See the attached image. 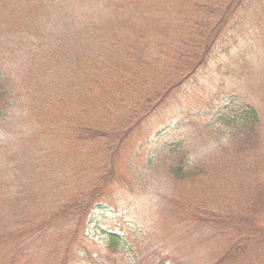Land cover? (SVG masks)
I'll use <instances>...</instances> for the list:
<instances>
[{
	"label": "trees",
	"instance_id": "16d2710c",
	"mask_svg": "<svg viewBox=\"0 0 264 264\" xmlns=\"http://www.w3.org/2000/svg\"><path fill=\"white\" fill-rule=\"evenodd\" d=\"M99 2L0 0V122L14 126L17 141L0 157V221L40 248L62 244L60 264L73 244L81 247L114 179L113 161L140 120L207 65L236 20L264 10V0ZM211 119L199 134L225 138L223 157L195 161L178 141L157 163L188 182L174 200L203 223L226 210L250 214L264 184L257 108L232 103ZM104 235L117 244L116 233ZM82 257L75 264H91Z\"/></svg>",
	"mask_w": 264,
	"mask_h": 264
},
{
	"label": "rangeland",
	"instance_id": "374dc122",
	"mask_svg": "<svg viewBox=\"0 0 264 264\" xmlns=\"http://www.w3.org/2000/svg\"><path fill=\"white\" fill-rule=\"evenodd\" d=\"M235 22L207 65L140 120L113 161L114 179L85 224L81 247L73 244L67 253V264L84 254L91 264H264V184L250 214L226 210L220 221L203 223L174 200L188 182L177 183L157 165L166 147L178 141L195 161L223 157L225 138H203L199 131L225 105L252 104L264 125V10ZM13 127L0 122V157L15 151ZM105 232L117 234L115 246L106 242ZM40 247L37 240L15 237L9 219L1 218L0 264H60L62 244Z\"/></svg>",
	"mask_w": 264,
	"mask_h": 264
}]
</instances>
